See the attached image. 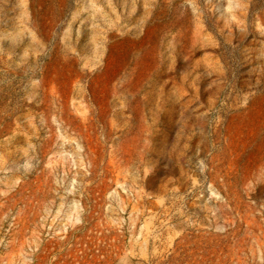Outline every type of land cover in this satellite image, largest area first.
Here are the masks:
<instances>
[{
	"label": "rangeland",
	"instance_id": "1",
	"mask_svg": "<svg viewBox=\"0 0 264 264\" xmlns=\"http://www.w3.org/2000/svg\"><path fill=\"white\" fill-rule=\"evenodd\" d=\"M0 264H264V0H0Z\"/></svg>",
	"mask_w": 264,
	"mask_h": 264
}]
</instances>
